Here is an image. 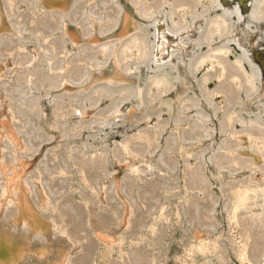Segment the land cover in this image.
I'll return each mask as SVG.
<instances>
[{
  "label": "rangeland",
  "instance_id": "1",
  "mask_svg": "<svg viewBox=\"0 0 264 264\" xmlns=\"http://www.w3.org/2000/svg\"><path fill=\"white\" fill-rule=\"evenodd\" d=\"M245 262L264 0H0V264Z\"/></svg>",
  "mask_w": 264,
  "mask_h": 264
},
{
  "label": "bare ground",
  "instance_id": "2",
  "mask_svg": "<svg viewBox=\"0 0 264 264\" xmlns=\"http://www.w3.org/2000/svg\"><path fill=\"white\" fill-rule=\"evenodd\" d=\"M177 42H175V44H176ZM246 263V262H245ZM246 264H251V263H249V262H247Z\"/></svg>",
  "mask_w": 264,
  "mask_h": 264
},
{
  "label": "water",
  "instance_id": "3",
  "mask_svg": "<svg viewBox=\"0 0 264 264\" xmlns=\"http://www.w3.org/2000/svg\"><path fill=\"white\" fill-rule=\"evenodd\" d=\"M243 264H246V263H243Z\"/></svg>",
  "mask_w": 264,
  "mask_h": 264
}]
</instances>
